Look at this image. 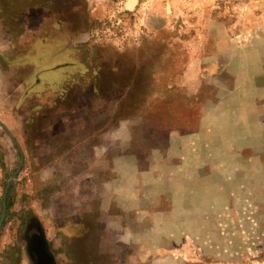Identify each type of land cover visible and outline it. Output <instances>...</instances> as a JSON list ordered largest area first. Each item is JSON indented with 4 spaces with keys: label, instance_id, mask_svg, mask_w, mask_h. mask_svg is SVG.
<instances>
[{
    "label": "rangeland",
    "instance_id": "obj_1",
    "mask_svg": "<svg viewBox=\"0 0 264 264\" xmlns=\"http://www.w3.org/2000/svg\"><path fill=\"white\" fill-rule=\"evenodd\" d=\"M65 44L94 74L102 146L122 136L100 177H46L22 125L25 93L80 83ZM257 44L264 53V0H0V264H37L31 233L51 264H264V144L243 158L222 110L251 90L264 101ZM93 179L85 199L105 224L64 223L61 182Z\"/></svg>",
    "mask_w": 264,
    "mask_h": 264
},
{
    "label": "crops",
    "instance_id": "obj_2",
    "mask_svg": "<svg viewBox=\"0 0 264 264\" xmlns=\"http://www.w3.org/2000/svg\"><path fill=\"white\" fill-rule=\"evenodd\" d=\"M223 26L228 28L225 25ZM230 38L231 36H229V39ZM35 39L37 38H33L30 42H33ZM39 39L45 40L44 38ZM226 42L229 43V41ZM65 46L68 49L67 52L69 57H73V59L77 61V64L84 69L82 74L73 73L76 77L75 79H77V81L79 80L80 83H78V86L72 91L61 88L63 91L57 93L59 91L52 92L50 89L43 94L39 93L38 97L35 93L30 96H27L25 93L24 99L27 98L28 100H31L32 104L30 106L27 103L30 107L27 108L28 112L22 121V125L30 130V134H32V129L37 131L35 134L39 138L35 141L31 151L35 152V155L33 156L35 159L44 160L42 164L43 167L41 168L46 177H52L53 180L54 178L65 176L100 177L102 175L101 161L115 160L120 154L117 155V138H121L122 136H116V131H114L113 135L109 134L108 145L102 146L103 138L99 134L100 128L102 127L100 123L101 121L99 119H90L94 115L101 117V114L104 113L100 111L101 107L99 103L97 104L94 102V97L97 98V102H99L100 97L99 90L93 83L94 74L89 70L78 49L69 47L66 44ZM253 47H258V54L261 56L264 55V53L260 51L261 49H259V44ZM22 54H24V51L19 55ZM66 64L69 63L67 62ZM19 67H22V70L25 69L27 75L29 72H33L35 65L30 63L23 66H9L11 70L18 69ZM22 79L24 81L22 92H25L28 89L25 84L26 76ZM258 95L259 93L252 90L248 91V93L244 92L243 97L252 96V102H249L251 100L245 99L247 103H241L238 100L235 106H233V104H227L225 107H222V110L226 111L228 117L226 120L227 128H235V133H231L236 137L237 151L243 156V158H262L260 150L261 146L264 144V101L261 102V97L258 99ZM86 96L92 98V102L89 105L86 104ZM36 104H39L37 109L34 107ZM51 107L54 108L57 114L54 116L48 115L47 118L49 119L46 120L47 118H45L46 121L43 125H37L36 121L40 112ZM127 124V121H121L120 126L124 127L126 130L131 129V126H127ZM125 129L123 132H125ZM109 132H111V130ZM41 135L44 137V139H42L43 141H41ZM227 135H230L229 132H227ZM123 139L124 143L132 145L130 135L125 136ZM250 148L253 150L252 153L250 152ZM123 150L124 155L120 157L132 161L133 152L131 146L128 152L129 154H127L126 148H123ZM60 161H67V165H60ZM113 170L108 163L104 172L108 174V176L111 174L113 176L117 175L115 167ZM62 183L63 181L61 182V201L64 208L67 209V212L64 214L68 217V220H65L64 223L72 222L75 224L86 225L92 222L93 225L96 224V226L98 223L105 224L99 211L96 214L95 206L91 204L92 201H95L97 196L92 195L89 199L88 197L85 199V194L88 193L87 190L94 191L93 187H90V184L93 185L94 179L91 182H79L78 184L68 183L64 186ZM131 185L132 184H130V188ZM70 198L76 199L77 204L74 205ZM87 200H89L88 202H91L85 205ZM82 203L83 205L81 206ZM108 214L113 215L116 219V211H110ZM74 216L77 217L76 220L72 219ZM90 217H92V220L89 219ZM115 238L116 236H114V239Z\"/></svg>",
    "mask_w": 264,
    "mask_h": 264
},
{
    "label": "flooded vegetation",
    "instance_id": "obj_3",
    "mask_svg": "<svg viewBox=\"0 0 264 264\" xmlns=\"http://www.w3.org/2000/svg\"><path fill=\"white\" fill-rule=\"evenodd\" d=\"M28 245L31 250V254L33 255L37 264H42V257L48 256L44 243L40 239L37 233H31L28 235ZM51 264V262H50Z\"/></svg>",
    "mask_w": 264,
    "mask_h": 264
},
{
    "label": "water",
    "instance_id": "obj_4",
    "mask_svg": "<svg viewBox=\"0 0 264 264\" xmlns=\"http://www.w3.org/2000/svg\"><path fill=\"white\" fill-rule=\"evenodd\" d=\"M3 206H5V203L3 202ZM1 222H2V218L0 220V225H1ZM42 264H50V260H49V257L48 256H43L42 257Z\"/></svg>",
    "mask_w": 264,
    "mask_h": 264
}]
</instances>
